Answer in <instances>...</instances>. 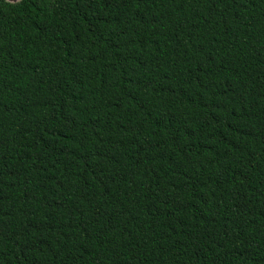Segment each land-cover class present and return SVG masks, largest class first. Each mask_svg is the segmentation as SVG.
I'll use <instances>...</instances> for the list:
<instances>
[{"label": "trees", "instance_id": "1", "mask_svg": "<svg viewBox=\"0 0 264 264\" xmlns=\"http://www.w3.org/2000/svg\"><path fill=\"white\" fill-rule=\"evenodd\" d=\"M0 264H264V0H0Z\"/></svg>", "mask_w": 264, "mask_h": 264}, {"label": "water", "instance_id": "2", "mask_svg": "<svg viewBox=\"0 0 264 264\" xmlns=\"http://www.w3.org/2000/svg\"><path fill=\"white\" fill-rule=\"evenodd\" d=\"M10 1H15V0H10Z\"/></svg>", "mask_w": 264, "mask_h": 264}]
</instances>
